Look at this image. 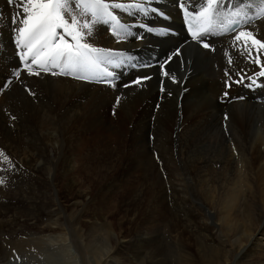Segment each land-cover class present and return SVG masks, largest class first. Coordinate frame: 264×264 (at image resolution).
<instances>
[{
  "label": "bare ground",
  "instance_id": "obj_1",
  "mask_svg": "<svg viewBox=\"0 0 264 264\" xmlns=\"http://www.w3.org/2000/svg\"><path fill=\"white\" fill-rule=\"evenodd\" d=\"M75 2L77 0H73ZM105 2L121 5L110 7L114 19L105 16L106 21L93 23L90 12L82 15V8L73 10L80 24L91 26L81 29V43L109 53L101 60L100 69L54 75L60 72L59 68L50 67L45 72L32 64L31 55L22 59L27 49L18 44L19 35H15L10 49L7 41L9 13L16 0L12 3L0 0V152L12 147L16 151L17 161L14 160L19 162V168L5 175L27 177L28 172L32 180L34 171L41 168L45 173L43 180L53 185L59 175L58 167L62 171L61 179H65L73 172L78 160H84V156L78 160L73 156L74 148L86 149L91 142L83 143L81 135L92 131L93 137L99 136L101 141L92 146L97 151L113 150L116 153L120 147L116 141H125L131 163L143 171L146 181H167L164 194L169 206H175V211L181 214L190 210L200 247L216 252L217 259L210 258L213 261L210 264H233L253 238L258 237L256 242L260 244L264 241V76L260 75L264 71V49L253 46L250 39L234 42L237 32L213 40L212 49L206 51L194 44L182 46L185 39L180 30L176 0ZM182 2L195 10L201 9L207 0ZM230 4L232 11L239 9L252 15L264 8V0H239ZM15 25L22 26L18 22ZM168 30L175 33L166 34ZM240 31H250L264 42V15L250 21ZM66 38L73 42L71 37ZM245 47L247 51H244ZM138 59L144 60L137 62ZM145 64H148L147 68ZM136 65L140 68H135ZM29 67L32 73L39 74H31ZM81 75L86 78H77ZM256 76L260 77L262 88L255 96L249 93L241 102L243 85L258 80ZM138 80L139 84L136 83ZM142 86L148 90H138L143 89ZM224 95H228V99H224ZM82 97L85 101L79 102ZM108 110L113 111V120H118L121 130H128L130 138L122 131L117 132L116 124L107 115ZM196 118L200 121L196 122ZM30 128H41L37 133H40L38 143L32 148V144L24 142L26 135L22 136ZM47 131L57 133V137H50V147L44 142ZM54 144L58 145L59 157L52 155ZM241 200L243 209L252 219L251 228L247 223L245 225L249 229L244 228L243 221L233 217L238 215L236 208ZM79 203L74 201L73 208ZM55 206L59 208V204L55 203ZM170 207L166 215L169 242L174 246L177 243L180 257L177 264H185V246L179 242L181 233L175 229ZM3 211V216L9 214L6 208ZM53 231L55 228L36 226L13 232L12 240L0 244V264H22L18 258L7 259L8 254L17 251L31 254L28 264L38 262L37 254H32L52 249L42 236ZM217 231L224 237L220 238L222 235ZM28 236L32 238L28 239ZM21 237L25 238L20 240ZM90 245L89 252L92 251ZM128 246L116 239L113 254H121ZM65 255L67 259H73L68 252ZM131 259L145 264L136 254Z\"/></svg>",
  "mask_w": 264,
  "mask_h": 264
},
{
  "label": "rangeland",
  "instance_id": "obj_2",
  "mask_svg": "<svg viewBox=\"0 0 264 264\" xmlns=\"http://www.w3.org/2000/svg\"><path fill=\"white\" fill-rule=\"evenodd\" d=\"M13 7V11L9 13L10 28L7 30V41L10 49L13 48L12 41L15 35H19L18 28L20 27H16L15 23L20 19L17 13L21 10L15 5ZM110 31L114 32L116 30L110 28ZM154 59H148V61ZM142 60L144 59H138L137 62ZM257 65L259 66V64ZM140 88L143 89L138 90H148L146 86ZM158 91L161 90L158 89ZM225 96L227 97L225 98ZM223 98L228 99V95H224ZM84 101V97L79 100V102ZM108 113L106 112L113 120L115 118L113 111L108 110ZM198 121L200 119L196 118V122ZM113 122L116 124L118 133L122 131V134H126V137L130 138V133L127 134L128 130H121L119 127L118 120L114 119ZM30 129L28 132H26L27 130L24 131L22 136L26 135L24 142L29 143L28 145L32 144V148L33 145L38 143L37 136L40 133H37L41 131V128ZM6 132L10 134L9 130ZM50 133V131L46 132L44 140L49 147L51 145V142H49L50 137H57L55 131ZM34 137L36 138L34 139ZM105 138L109 140V137ZM57 140L60 141L59 138ZM88 140L91 141L87 145L88 148L83 150L74 148L73 156L75 159L78 160L79 157L84 156V160H78V164L74 165V170L69 177L61 179L62 171L58 167L57 175L59 174L60 177L58 175L57 181L53 184L55 186L49 185L43 180L45 173L41 168L34 171L32 180L28 172H26L27 177H20L19 174H15L12 178V176L5 175L6 172L19 168L17 166L19 162H16L17 159L14 155L16 151L12 150V147L10 149L5 148L0 152L3 153V155H0V180L3 181V183H0V244L12 240L10 236L13 232L24 231L36 226L48 227L55 228V231L44 234L42 240L46 241L52 249H44L33 253L32 255L37 254L38 262H40L33 264H139L131 259L133 254H136L138 259L145 264H177L180 259L177 254V243L175 242L176 247L174 244L170 245V238L167 233L169 225L166 215L170 207L167 195L164 194L167 189V181L164 179L158 181V183L146 181L143 171L134 167L131 163V155L126 151L129 146L125 141H116L120 144V147L115 153L113 150H95L92 146L101 140L99 136L93 137L92 131L81 135L83 143ZM31 141L32 143H30ZM54 146L55 150L52 155L59 157L58 145L54 144ZM5 156L7 160H5ZM80 193H82L81 196ZM74 201L80 202L79 207L73 208L72 203ZM241 201L238 202L237 211L235 210L238 215L233 217H236L241 223L243 221L242 225L244 226L246 223L249 227L253 226L251 216L246 209H243L242 204L244 202ZM55 203L59 204V208L55 206ZM174 207L170 208L174 213L175 229L181 233L179 242L182 245L184 244L183 246L187 250L184 248L187 256L185 264H204V262L210 264L214 261L213 257H216V261V252H210L208 248L200 247L197 240L199 234L193 225V217L189 214L190 210L186 207L187 210L182 213L185 214L183 216L175 211L177 208L174 209ZM4 208L9 213L6 216H3ZM55 212L58 213L55 215ZM57 221L58 223H56ZM251 223L252 225H250ZM246 226L244 228L249 229ZM107 233L109 234L107 235ZM218 234L222 235L220 238L224 237V234L220 232ZM27 238L31 239L32 237L28 236ZM38 238L41 239V236L39 235ZM116 239L129 245L128 249L126 247L121 250L119 255L113 254L116 248ZM258 239V237L253 238L248 247L243 250L244 252L242 251L239 254L240 256L234 260L233 264H264V241H261L260 244L256 242ZM88 244H91V252L88 251ZM111 246L113 247L111 248ZM64 250L73 259H67ZM103 252L106 253L103 254ZM202 253L206 256L204 257ZM8 255V260L18 258L22 264H28L31 260L29 256L31 254L29 253L17 251ZM205 260L210 261L206 262Z\"/></svg>",
  "mask_w": 264,
  "mask_h": 264
},
{
  "label": "snow or ice",
  "instance_id": "obj_3",
  "mask_svg": "<svg viewBox=\"0 0 264 264\" xmlns=\"http://www.w3.org/2000/svg\"><path fill=\"white\" fill-rule=\"evenodd\" d=\"M10 3L13 0H9ZM15 6L20 9L17 15L20 17L17 21L20 25L18 28V44L27 49V52L22 54V59L32 56V64L47 72L49 68H59V75H71L74 73L95 72L100 69L101 60L109 55L108 52L102 49L92 48L88 43H81L83 35L81 29H90L89 23L80 24L76 14H73L74 9L82 8V15L91 13L93 23L102 20L105 16L114 19L111 8H119V4H108L105 0H16ZM227 5L220 3L219 0H207V7L202 8L198 13L199 26L196 31H193V39L199 40L202 34L211 33L215 27L213 17L220 15L238 16L240 10L233 12H221L220 10ZM21 12L23 15H21ZM264 15V8L260 9L258 16ZM251 17H249V22ZM238 23L236 20H228L223 25L222 31H234L233 25ZM58 30H62L58 31ZM190 31L192 28L190 26ZM114 35L119 36V33L114 31ZM66 37H71V41ZM251 40L253 46L264 49V42L256 39L250 31H240L234 36V42L240 39ZM205 48L209 45L203 44ZM244 51H247L245 47ZM250 54V53H249ZM225 55H228L226 52ZM244 55V52H241ZM110 62V61H109ZM259 62L258 60L256 61ZM232 61L229 59V64ZM29 72L32 73L31 67ZM111 75V73H106ZM165 75H168L166 72ZM227 75V73H226ZM264 76V71L260 72ZM77 78H86L78 76ZM244 79V77H241ZM137 84L140 81H136ZM3 155V153H0ZM5 160L7 157L5 156ZM0 183H3L0 180Z\"/></svg>",
  "mask_w": 264,
  "mask_h": 264
}]
</instances>
